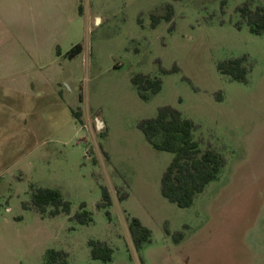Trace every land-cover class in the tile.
<instances>
[{
	"label": "rangeland",
	"instance_id": "374dc122",
	"mask_svg": "<svg viewBox=\"0 0 264 264\" xmlns=\"http://www.w3.org/2000/svg\"><path fill=\"white\" fill-rule=\"evenodd\" d=\"M168 5L172 19L154 23ZM243 6L254 12L264 0H0V16L15 14L18 28L23 13L51 24L63 14L66 33L52 56L59 64L36 71L31 90L23 77L0 81V264H48L50 248L68 264H264V34L250 30ZM77 43L83 52L68 57ZM239 57L246 81L219 68ZM135 74L159 76L161 91L143 99ZM165 105L224 159L189 207L163 196L174 154L140 128ZM38 187L59 189L70 214L38 211ZM82 203L89 223L74 217ZM132 217L152 231L142 250ZM91 240L107 242L112 261L93 258Z\"/></svg>",
	"mask_w": 264,
	"mask_h": 264
},
{
	"label": "trees",
	"instance_id": "16d2710c",
	"mask_svg": "<svg viewBox=\"0 0 264 264\" xmlns=\"http://www.w3.org/2000/svg\"><path fill=\"white\" fill-rule=\"evenodd\" d=\"M166 15L154 16V23L162 17L172 19V6L168 5ZM83 4H80V12ZM244 14H248L250 30L256 34H264V8H257L254 12L247 6L241 7ZM59 51V49H58ZM83 51V45L77 43L68 52L73 58ZM246 57L232 58L219 65L220 70L233 79L246 81L249 69L245 65ZM140 96L149 100L152 95L162 89L159 76L149 74H135L132 79ZM140 128L149 143L158 150L169 151L174 154L162 178V194L170 202L180 207L191 206L197 195L205 190L212 181L217 180L224 166L222 155L211 148L203 149L194 136V123L185 117L181 111L165 105L159 108L155 117L143 119ZM111 204V195L107 188L103 189L102 202L99 206L106 208ZM32 205L43 214L54 216L61 212L70 214L71 202L66 200L61 191L56 188L38 187L33 192ZM51 210L48 212V208ZM109 213V211H108ZM80 223L93 220L92 213L81 204V210L74 216ZM129 232L138 250L150 243L152 231L138 217L130 218ZM91 254L95 259L112 261L113 248L107 242L91 240ZM48 264H68V253L64 250L50 248L46 251Z\"/></svg>",
	"mask_w": 264,
	"mask_h": 264
},
{
	"label": "crops",
	"instance_id": "0c3cea01",
	"mask_svg": "<svg viewBox=\"0 0 264 264\" xmlns=\"http://www.w3.org/2000/svg\"><path fill=\"white\" fill-rule=\"evenodd\" d=\"M42 1L45 2V0ZM23 14L20 16L21 21L25 24L23 28H18L16 25L17 21L13 19L15 14L12 16L9 12H2L0 16L7 28L5 32L0 33V64L2 66L0 69L2 70L0 71V81L23 77L24 86L26 85L29 91L32 88L31 86L34 85L35 77L33 75H35V72L38 71L40 75L42 69L45 67L50 68L53 65L51 64L52 59L55 63L58 61V58L52 57L54 51L56 50L58 55H62L61 52H58V49H60L59 40L66 33L61 28V26L63 27L61 25L64 20L62 18L63 14H60L59 20H56L57 24H51L48 21L49 18H41L31 12L27 15ZM97 18L100 19L99 17ZM40 25L41 30H38L37 27ZM56 25H58V28H56ZM40 37H42V40ZM58 64L53 67L58 69ZM18 84L16 85L18 86Z\"/></svg>",
	"mask_w": 264,
	"mask_h": 264
},
{
	"label": "water",
	"instance_id": "95a60500",
	"mask_svg": "<svg viewBox=\"0 0 264 264\" xmlns=\"http://www.w3.org/2000/svg\"><path fill=\"white\" fill-rule=\"evenodd\" d=\"M98 122H99V126H102V121L100 119H98Z\"/></svg>",
	"mask_w": 264,
	"mask_h": 264
}]
</instances>
